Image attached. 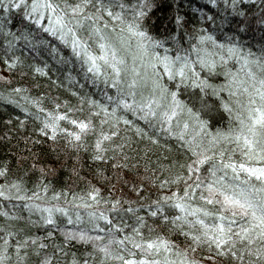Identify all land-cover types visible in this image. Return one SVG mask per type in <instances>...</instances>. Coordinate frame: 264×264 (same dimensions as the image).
Returning a JSON list of instances; mask_svg holds the SVG:
<instances>
[{
	"label": "snow or ice",
	"instance_id": "obj_1",
	"mask_svg": "<svg viewBox=\"0 0 264 264\" xmlns=\"http://www.w3.org/2000/svg\"><path fill=\"white\" fill-rule=\"evenodd\" d=\"M240 4L224 0L225 14L231 8L247 18ZM155 7L156 0H0L2 61L9 70L25 66L18 48L36 56L50 50L56 63L80 67L84 82L66 74L74 85L96 86L93 94L68 89L78 105L49 97L52 107H45L44 92L32 96L20 85L0 98L25 120L39 121L37 133L63 138L78 153L87 150L100 162L101 180L104 162L111 164L117 182L135 194L109 181L106 195L95 182L70 197L66 188L48 195L43 176L30 192L0 167V198L23 202L27 211L23 216L15 204H0V264H204L201 250L214 253V261L264 264V46L254 52L228 34L219 38L204 23L215 24L216 16L203 9L199 27L157 38L145 26ZM174 23L180 30L187 21L177 12ZM41 60L28 67L33 76L50 78ZM217 72L221 84L209 78ZM181 85L214 96L226 91L227 127H209L180 99ZM141 140L176 155L164 164L159 160L169 158L162 153L155 167L148 159L141 174L137 157L149 149L138 153L132 146ZM133 171L137 179L124 178Z\"/></svg>",
	"mask_w": 264,
	"mask_h": 264
},
{
	"label": "trees",
	"instance_id": "obj_2",
	"mask_svg": "<svg viewBox=\"0 0 264 264\" xmlns=\"http://www.w3.org/2000/svg\"><path fill=\"white\" fill-rule=\"evenodd\" d=\"M229 3H231V0H229ZM240 7L247 13V18L233 13L231 8L227 9L226 15L224 0H217L216 5L211 4L210 0H156V7L147 17L145 26L157 38L167 37L169 33L180 35L182 31L191 29L194 25L199 27L197 23L201 19L199 10L203 9L206 15L216 16L215 24L212 21L204 22L205 27L210 31L215 30V34L221 39H224L225 34H228L232 40H239L245 48L258 52L264 46V25L259 23V20L264 18V5H262L261 0H241ZM177 12L187 21L184 29L178 30L174 23ZM221 19L225 21L223 24L220 22ZM19 23L20 17L17 16L11 27L15 29ZM240 25H245V27L241 28ZM45 38L51 39L50 37ZM3 39V35H0V76L8 77V80L0 79V97L4 96L8 88L20 85L21 87H26L28 93L32 96H38L41 92H44L45 97L42 103L45 107L51 108L52 103L49 97L56 99L61 104L64 100H68L70 104L78 105V98L72 95L68 90L69 88L79 90L81 95L85 91L89 92V94H93L95 91V85L85 84L83 90H81L79 84L74 85L72 80L67 79L66 74L70 72L73 77L84 82V75L76 64L56 63L49 54L50 50H41L40 56H36L34 53H25L22 47L18 48L16 49V54L25 57V66L9 70L2 61L5 51ZM52 42L56 43L55 40H52ZM64 55H67V50H64ZM41 57L43 61L49 64L50 78L39 74L33 76L31 69L28 67L33 60L36 63H41ZM54 81H58V83H54ZM213 83L218 84L216 82ZM99 87H104L103 83ZM183 92L199 94L201 91L199 86L186 87L181 85L178 95L182 101L184 99ZM95 94L98 97V92ZM227 99L225 98L224 100ZM188 103L191 104L190 100H188ZM199 105L202 109L206 108L205 111L208 115H213L214 126L211 127L212 129L227 127L228 114L221 107V98L217 107H209L208 105L210 104L207 102H199ZM214 114H219L221 118L214 117ZM25 115L20 108L0 98V167H8L10 178L23 179L25 186L31 192L35 191L33 185L38 178L43 176V183L49 185L48 195L53 190L66 188L69 191V197L72 192L79 193L86 189L89 182L98 183L100 187L105 189L104 194L106 195L111 191L110 187H106L110 181L111 184L117 185V191H123L135 198V194L131 192L127 185L117 182L111 164L104 162L105 171L103 177L105 179L101 180V177L96 174V169L100 162L91 160L90 153L87 150L81 149L78 153L75 149L67 147L63 138L53 141L49 137L37 133L35 128L39 127V121L32 116L25 120ZM22 121L23 126H21ZM207 122L209 125V120ZM161 139L164 143L169 142L167 137H161ZM146 145L149 149L147 153L143 157H137L141 159L138 169L141 174L143 173V166L148 162V159H152L153 167H155L157 164L155 158L162 157V153L163 156H168L169 158L168 160L162 158L159 160L160 163L164 164L169 163L176 155L175 150L169 152L162 149L161 145H150L145 140H141L139 146L133 142L132 146L137 149L138 153H141ZM42 169L43 172L41 171ZM124 178L129 181L137 179L134 171L125 172ZM0 183H4L3 177H0ZM152 191L154 192L155 189L153 188ZM0 204H4L5 207L9 204H15L18 210L23 209V202L20 201H5L0 198ZM21 215L27 216V211L22 210ZM0 220H3V217H0ZM213 255L214 253L201 250L198 258L204 260V264H230L229 261L222 257L214 261L211 259Z\"/></svg>",
	"mask_w": 264,
	"mask_h": 264
},
{
	"label": "rangeland",
	"instance_id": "obj_3",
	"mask_svg": "<svg viewBox=\"0 0 264 264\" xmlns=\"http://www.w3.org/2000/svg\"><path fill=\"white\" fill-rule=\"evenodd\" d=\"M234 66V62L232 63ZM210 78H212L213 82H216L218 84H221L224 80V76L220 73L217 72L215 74H213V76H211ZM222 96V97H221ZM183 102L184 104L188 107H191L194 111H198L201 114V117L204 120H209V126L213 127L214 126V121L212 120V116L213 115H208L205 111V109L200 108L199 102H204V103H208L210 105H208L209 107H217L218 103H219V99H225L228 98V93L226 91L221 90L220 95L219 96H214L212 94V90L211 89H207L205 92H200L199 94H195L193 92L190 93H185L183 92ZM188 100H190L191 104L188 103ZM220 117L219 114H214V117ZM221 118V117H220Z\"/></svg>",
	"mask_w": 264,
	"mask_h": 264
}]
</instances>
